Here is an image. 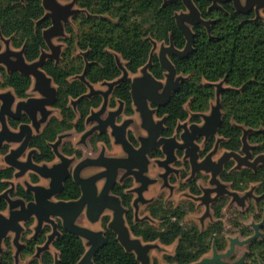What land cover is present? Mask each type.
I'll return each instance as SVG.
<instances>
[{
  "label": "trees",
  "instance_id": "obj_1",
  "mask_svg": "<svg viewBox=\"0 0 264 264\" xmlns=\"http://www.w3.org/2000/svg\"><path fill=\"white\" fill-rule=\"evenodd\" d=\"M69 1V0H63ZM165 0H76L81 10L72 23L65 26L67 37L63 39L65 49L61 60L56 64L46 60L42 70L49 76L57 90L54 108L59 116L51 117L40 134L32 137L30 148L35 149V163L52 162L55 157L50 144L57 137L70 130L81 133L85 130L84 120L92 109L101 105L102 98L93 96L81 99L75 111L68 105L69 99H79L87 93V87L75 78L85 70V80L91 84L112 82L121 77L115 55L124 62L125 70L135 74L143 67L150 56L152 42L169 44L171 41L177 50H183L185 39L175 23V14L185 11L180 0L164 4ZM201 18L212 21L210 32L202 25L192 27V49L185 58L169 56L178 75L186 77L179 83L168 104L158 109V116L165 117L163 136L172 137L180 122L189 120L199 122L198 115L209 110L214 100L215 90L211 84L222 82L227 88L222 93V120L216 136L221 139L220 147L227 152H240L243 130H249L246 139L253 147L254 156L264 153V21L256 19L252 12L242 15L237 13L231 2L220 7L210 8L207 0H194ZM45 11L41 0H0V36L10 40L15 50L24 47V58L31 63L36 61L41 52L48 50L42 32L50 27V20L44 18ZM1 50V46H0ZM85 54V57L78 55ZM88 64L85 68V64ZM151 75L159 81L164 80L157 56L152 55L149 68ZM31 79L19 73L7 74L0 67V89H10L18 99L28 96ZM130 79L127 78L113 89L110 107L116 105L115 99L123 103L124 113H133L130 96ZM21 122H27L23 117ZM18 122L9 121L12 128ZM130 137V136H129ZM132 140L131 138H129ZM93 144L101 141L108 145L107 135L91 138ZM215 143V136L205 145L201 156L209 152ZM63 154L80 157L81 153L64 143L60 146ZM8 146L0 151L5 154ZM159 154V152H157ZM181 155V153H179ZM232 162H228L220 175L221 181L230 184L235 191H243L249 184L257 183L255 189L259 196L254 216L256 221L264 218V165L255 170L241 169L232 171ZM14 169L0 168V195L9 189V182L14 176ZM38 178L30 175L32 183ZM130 183L116 184L112 193L118 196L127 209L125 220L133 237L144 243L158 242L170 246L177 242L174 253L164 257L168 264H194L214 246L217 252L226 248V241L221 235L222 223L216 222L203 231L197 227L185 228L182 225L186 208L178 206L167 208L162 205L149 208L151 216L160 221L158 228L148 224L134 223L131 209V195L125 193ZM193 194H199L196 181L185 185ZM79 187L69 178L58 199L69 201L79 197ZM11 197L26 202L33 200V195L22 186H17ZM7 203L0 200V212L5 211ZM222 205L214 208L215 218H220ZM60 236L55 238L52 249L57 252L56 264H77L86 249L83 241L65 232L59 221ZM109 217L101 219L106 245L99 250L93 264H139L133 253L126 252L116 240L115 235L107 229ZM33 220L24 224L21 236L23 243L21 258L33 256L38 246L46 241L50 226L44 225L41 232L33 239L27 238L31 233ZM240 234L247 237L251 231L240 228ZM262 237L248 247L246 264H264V227ZM4 250L0 255V264H13V251L10 237L3 241ZM27 264H54L50 251L41 254L39 259H31Z\"/></svg>",
  "mask_w": 264,
  "mask_h": 264
},
{
  "label": "water",
  "instance_id": "obj_2",
  "mask_svg": "<svg viewBox=\"0 0 264 264\" xmlns=\"http://www.w3.org/2000/svg\"><path fill=\"white\" fill-rule=\"evenodd\" d=\"M54 1L55 0H41L42 7L46 12L44 18L49 19L51 23L50 27L42 32V37L50 54L42 51L36 61L29 63L24 58V47L18 51H11L9 41H7L8 39L4 42L5 51L0 53V64L6 68L7 74L19 73L24 77L31 78L33 80L32 91L40 95L39 98H29L25 101L17 102L15 112H13L12 105L15 101V95L11 92L0 93V150L3 148L4 144L18 145L4 156V162L8 167L15 170L14 178H21L28 171H32L39 177L49 180L48 187L26 183V191L33 194V200L27 203L22 199L12 198L9 195L13 191L12 187L0 195V200H5L7 203L6 210L8 212L7 216L2 215L0 212V255L3 251V240L9 234H12V246L15 248V253L13 255L14 263H18L19 254L23 247V244L20 242V237L23 232L22 224L28 222L30 219H34L35 221L33 237L41 231L43 225L48 224L51 226V233L47 235L45 243L36 248V256L41 252L49 250L53 240L60 236V232L54 220L57 218L61 220V227L65 232L79 237L82 241H86L85 246H87L88 249L77 264H93L92 259L95 254L106 245L104 232L93 231L82 227L77 224V219L84 213L86 219L91 224H94L98 222L100 216L105 211H108L111 212V219L107 224V229L115 235L116 240L126 252L133 253L136 256V260L139 264H149V246L143 245L139 238L133 237L124 219L125 209L121 205L119 198L110 193L116 183L118 170L121 169L126 171L122 178L131 174L135 177V180L141 184V187L134 190V192L137 193V197L133 201L136 216L138 204L145 203L142 194L147 186L153 182L144 175L147 172L148 165L146 155L156 148H161L166 155L165 161L160 163L161 166L166 169V173L163 175L164 178L171 172L169 164L175 160V149L184 151L183 157L185 160H188L190 165L191 176L189 179H191L195 173L201 171L211 174L209 183L215 185L217 191H215V189H208L204 192L205 194L201 198V201L205 206L209 204L207 200L209 193L215 191L218 195L230 194L217 179V176L223 170V166L229 160L233 159L236 161L237 168L247 166L255 170L257 164L264 165V156H257L252 163H249L248 160L251 158L252 154L249 152L251 147H249L246 136L250 131L243 130V136L241 138L242 148L240 152H242L244 156H240V154L236 152H227L219 160L214 162L211 159L215 152V150H213L199 161V155L197 153L199 147L195 143V140L198 137H204V141H206L209 137L216 136L218 127L221 124L222 112L220 98L226 89L221 88L220 83L215 85L216 103L211 108L210 115H200L203 119L201 126L191 124L187 127L186 124L179 125V123L176 126V132L182 130L179 135L182 143H179L174 135L169 138L159 137L161 129L163 128V120L154 123L152 115L155 109H150L149 104L159 108L165 107L171 95L178 90L179 83L186 79L183 78L182 75L177 74L169 56H175L181 59L185 58L192 49V27L202 25L209 33V26L212 23V21H206L201 18L200 12L194 4V0H180L185 11L175 14L174 18L177 28L186 41L183 50H177L171 41L167 46L162 45L160 47L157 58L164 71V81L162 82L156 80L149 72L152 63L153 49L156 45L155 42H152L153 47L150 52L149 60L139 69L141 76L133 78L130 83V96L134 111L139 116L141 128L147 133L146 137L139 139L140 147L138 149L133 148L125 137V130L132 124V119H126L120 125L115 123L116 117H118L122 111L121 103L117 110L109 111L107 112L106 118H101V115L106 113L108 97L113 88L128 77V72L125 70V67L120 64L119 59L115 58V61L122 75L112 82L101 83L100 85L107 87L106 91L95 90L93 85L85 80V70L78 77V79L86 85L88 92L74 101L73 106L81 99H89L95 95H100L103 99L101 107L97 111H91L86 119V124L95 122L96 125L81 135L78 144H83L96 130L102 134L110 128V135L114 138V144L121 145L124 152L127 153V158L106 157L104 156V150H102L97 158L81 160L75 167L72 175L73 182L79 187L81 192L79 198L70 201H54L53 198L62 192L63 184L69 178L68 168L73 161V159H69L60 154L57 149L61 139L65 135L59 136L57 141L51 145L54 154L58 158L57 163H54L50 167L47 165H37L31 160V153L28 154L27 160L23 162L20 161L19 158L28 147L32 134L31 128L27 125H21L19 126L18 132H13L9 129L6 121L7 117L18 120L20 113L25 112L38 133L39 126L46 121L49 115L47 107L54 105L56 102V87L53 86L52 79L46 75L42 67L46 60H52L56 64L59 61L60 49L52 44V39L63 34L61 22H65L66 19L73 14L71 7L75 0L65 8L59 6ZM174 1L175 0H165L164 4ZM207 1L211 3L210 8H217L220 7L221 4L231 2L234 10L242 15L254 11L255 20L260 19L259 10L264 9V0H245L244 4L241 3V0ZM83 56L85 57V54ZM87 65L86 63L85 68ZM37 112L41 115L38 121L36 119ZM89 166L102 167L105 171L86 179L81 178L79 176L80 171ZM134 169L137 171H134ZM102 178H105L106 181L100 193H97L96 182ZM122 178H120V180H122ZM262 224L255 226L254 235L244 241L231 239L230 248L225 253H217L213 246L212 256L210 258H202L199 262L194 264H244L247 253L233 263H228L225 259L233 252L235 244L238 246L247 245L256 238L262 237L261 233H259V228ZM57 260L58 258H55L54 264L57 263Z\"/></svg>",
  "mask_w": 264,
  "mask_h": 264
},
{
  "label": "rangeland",
  "instance_id": "obj_3",
  "mask_svg": "<svg viewBox=\"0 0 264 264\" xmlns=\"http://www.w3.org/2000/svg\"><path fill=\"white\" fill-rule=\"evenodd\" d=\"M72 1L74 0H69V1H63V0H55L54 2L56 4H58L59 6L65 8L67 5L71 4ZM245 0H241V3L244 4ZM71 11H72V15H70L66 21L61 22L62 27H63V34L57 37H54L52 39V44L56 47H59L60 52H59V61L57 62V64L60 62L61 60V54L63 52V50L65 49V44L63 43V39H65L67 37V34L65 32V26L68 24L72 23V19L73 17L80 13L81 10L77 7L76 5V0L73 3V6L71 7ZM46 13V12H45ZM259 17L260 20L264 21V9L259 10ZM7 39H4L0 36V46H1V52L5 51V44L4 42ZM9 41V47L11 51H18L15 50L11 47L10 45V40ZM155 47L153 49V53L152 55H158L159 53V49L162 45L167 46V44L164 43H157L155 42ZM153 47V45H152ZM46 53L50 54L49 49L45 50ZM78 55L83 56V53H78ZM84 57V56H83ZM115 58L119 59L120 64L124 67V62L121 60V58L118 55H115ZM149 60V59H148ZM148 62V61H147ZM0 67H2L5 72H6V68L0 64ZM7 73V72H6ZM80 75L76 76L75 78L78 79ZM128 76L133 79L135 77H140L141 73L140 70L137 71V73L130 75L128 73ZM183 78H186L184 76H182ZM79 80V79H78ZM164 80H162L163 82ZM221 85V88L226 89L227 87L222 83L219 82ZM219 83H215L211 86H213L215 92H216V86ZM54 86V85H53ZM55 87V86H54ZM93 88L95 90H100V91H106L107 87L106 86H102L100 84L97 85H93ZM6 92H11L13 93L10 89H0V93H6ZM88 92V89H87ZM28 95H30L31 97H38L37 94H35L31 89L28 92ZM18 99L15 98V102H17ZM216 103V99H215V94H214V100L212 101V103L210 104L209 110L205 113H200L199 114V118L201 119V122L196 124L201 126L203 123V119L201 118L200 115H210L211 113V108L215 105ZM15 105L12 106V110H14ZM117 108V107H116ZM115 108V109H116ZM113 109V110H115ZM108 111L110 109H107ZM50 114L54 115V116H58V113L56 110H50ZM132 119V124L129 127L130 131L135 135L136 138L139 137H146V133L145 131L141 128L140 124L141 121L139 119L138 114L134 113L132 116L130 117H125L124 115L120 116V121L119 124L121 122H123L126 119ZM156 118V117H155ZM160 119H155V121H159ZM182 124H186L187 127L190 126L192 123L190 121H185V122H181L179 123V125ZM92 126L87 127V130L90 129ZM244 131H246V129H244ZM182 132V130H179L178 132L175 131L174 136L179 140V135ZM80 137L81 134L76 133L75 131H69L67 133H65V138L63 139L64 142L69 143L71 145V147H73L74 149L80 150L82 152V156L83 158H94L96 157L101 148L104 147L101 144H96V147L94 148L89 139L85 140V143L83 144H78L80 141ZM180 141V140H179ZM205 141L202 140L200 141L198 144L200 146V148H203ZM220 143H221V139L217 136H215V143L213 144L212 150H215L214 154H213V158L212 161L216 162L217 160H219L225 153H227L226 150H223L220 147ZM17 145H9V150L16 148ZM249 147H251V149L249 150L250 154H252V149L253 147L249 145ZM106 154L108 156H117L120 157L123 155L122 151L120 150V148L116 145H114L113 143L111 144V146L109 148H106ZM27 153V152H26ZM26 153L22 156V159L20 158V160L24 161L25 157H26ZM7 154V153H6ZM6 154H1L0 153V168H5L8 167L6 165V163L4 162V156ZM253 155V154H252ZM264 156V153L260 154ZM257 155V156H260ZM240 156H244V154L241 152ZM257 156H251V158L248 160L249 163H252L254 158H256ZM203 158H201L202 160ZM199 160V161H201ZM79 161V160H78ZM232 162V171H240L241 169H250L247 166H241L240 168H237V162L234 161L233 159L229 160L228 162ZM58 162V160L56 159V161L54 163ZM154 160L150 161V165H149V169L147 172V176L149 178L155 179L156 182L149 186L147 191L143 194V198L145 200H148L151 202L156 200V199H161L162 201H165L167 203L172 204V206H176V205H184L187 210V214L183 220V225L185 228H189L192 226L197 227L198 229H200L201 231H203L205 228H207V226L213 224L214 222H216L217 220L215 219L214 216V206H216L217 204H223L224 207L221 210V223H222V236H224L228 241H230L231 239H237L238 241H244L246 240V238H243L240 235V228H245L247 227L248 229H250V231L253 233L254 232V227L258 226L260 224H262L264 222V218H262L260 221H256L254 220V216L257 214V210L254 208V201L257 200V195L255 192V189L257 187V183H253V184H249L245 187V189L241 192L238 191H233L232 188H230V185L221 181L220 179V174L217 176V179L219 181V183L221 185H223L225 187V190L228 191V194H225V196H222L220 198L216 197L214 194H212L210 196V198L214 203V206L212 205L211 208L208 206H203L202 205V201L201 198L203 197V193L207 190V189H211L214 187V189L216 188L215 185H211L209 183L210 179H211V174L210 173H206L201 171L199 173L200 178L197 182V186L200 189V198L198 197H194L193 195H191V193L188 191V189L182 188V185L185 184V179H182L181 177L186 176V179L188 177L191 176V171H190V167L188 166V168H186L184 166L185 163V159L184 157H179L176 155V161L174 162V164L172 165V168L175 169L177 171V175L174 177V183L170 182V185L172 186V190L171 192H169L166 188H162V181L158 178V175L160 173H162L163 171L161 169H159L155 163ZM259 165H263V164H257L255 166L258 167ZM95 170V169H94ZM93 170H86L83 173V176H89L90 173H92ZM33 174L30 171L27 172L23 177L21 178H12L9 182V188H13V191H15V188L17 186H22L23 188H26V183H28V180L30 179V175ZM181 176V177H180ZM193 177H191L192 179ZM190 181V179H189ZM118 182H122L120 180V178L118 179ZM102 182L98 183V188L101 187ZM40 185L42 186H47V181L45 180H41ZM137 185L135 183L132 184V188H136ZM11 194V193H10ZM9 194V195H10ZM11 196V195H10ZM202 196V197H201ZM235 196V197H234ZM13 198V197H12ZM192 204L193 205V209H190L188 206ZM137 213L135 216L134 213V207L132 208V215H133V221L134 223H142V224H148L149 226L153 227V228H158L159 222L152 219L147 211V205L146 204H138L137 206ZM2 215L7 216L8 212L7 210L1 212ZM103 215H108L111 218V213L108 211H105L103 213ZM34 221V220H33ZM78 225L91 229L93 231H103L100 222L98 223H94V224H90L86 221L85 217L82 215V217L79 219V221L77 222ZM264 225V223L261 225V227ZM34 227H35V221L33 222L32 226L30 227L31 229V233L27 235V238H31L34 234ZM25 231V227L23 226V233ZM10 237V239L12 240L13 235L9 234L8 235ZM84 246L86 241H83ZM143 245H148L149 246V250H148V257H149V264H168L165 262L164 257L168 256V255H172L174 253L175 247L177 242L173 243L170 246H162L160 245L158 242H152V243H144L142 242ZM12 245V244H11ZM228 246H229V242H228ZM246 246L247 245H243V246H238L235 245L234 247V252L232 254V258H227L225 261H227L228 263H233L238 261L244 254L247 253L246 250ZM2 249L4 250V246L2 245ZM85 249L87 250V246H85ZM228 249V247H227ZM12 251H13V255L15 253V248L12 246ZM50 253L52 254L53 257V263L55 262V258H57V252L54 251L52 249V245L50 246L49 250ZM44 251V252H47ZM41 252L38 256H36V251L33 254V256L31 257H27V258H21L19 256L18 259V263L17 264H27L31 259L35 258V259H39L41 254L44 253ZM247 255V254H246ZM212 256V253H209L207 255H205L203 258H210ZM15 264V263H13Z\"/></svg>",
  "mask_w": 264,
  "mask_h": 264
},
{
  "label": "flooded vegetation",
  "instance_id": "obj_4",
  "mask_svg": "<svg viewBox=\"0 0 264 264\" xmlns=\"http://www.w3.org/2000/svg\"><path fill=\"white\" fill-rule=\"evenodd\" d=\"M250 12H252V11H250ZM249 12V13H250ZM253 13H254V11H253ZM255 14V13H254ZM130 74V73H129ZM130 75H133V74H130ZM127 78H129L130 79V81L132 80L129 76L127 77ZM126 78V79H127ZM31 79V78H30ZM31 86H30V88H29V90H28V92L30 91V89L32 90V88H33V80L31 79ZM53 82V81H52ZM99 84H101V83H99ZM53 85H54V83H53ZM95 85H97V84H95ZM55 86V85H54ZM56 87V86H55ZM114 89V88H113ZM27 92V93H28ZM35 94H37V96L38 97H31L30 95H28L26 98H24V99H18V101L17 102H19V101H25V100H27V99H29V98H39L40 97V95H39V93H37V92H34ZM86 94V93H85ZM95 96H97V95H95ZM98 96H100V95H98ZM112 96H113V90H112V92H111V94L109 95V97H108V101H107V106H106V113H104L103 115H101V118H106V116H107V112H109V111H113V109H115L116 107V109L115 110H117L118 109V107H119V105H120V103L122 104V108H121V114L118 116V117H116V121H115V123L117 124V125H120L119 124V119H120V116L121 115H124L125 117H130V116H132L134 113H136L135 111H134V107H133V105H132V108H133V113L131 114V115H126L125 113H124V106H123V103L122 102H120L119 100H117V99H115V101H116V105L114 106V107H110V105H109V103L111 102V100H112ZM93 97V96H92ZM101 98H102V96H100ZM15 98H16V96H15ZM77 99H69V102H68V105L70 106V107H72V109L75 111V109H76V105H77V103L73 106V102L74 101H76ZM17 102H15L14 101V103H13V105H15V107H16V104H17ZM102 103H103V99H102V102H101V105H102ZM1 104V103H0ZM55 104V103H54ZM12 105V106H13ZM101 105L98 107V108H96V109H92L91 111H97L100 107H101ZM15 107H14V110H12L13 112H15ZM149 108L150 109H155L154 110V113H153V115H152V117H153V120H154V123H157L158 121H155V119H160V120H163V123H162V129H161V133H160V135H159V137H165V136H163V130H164V127H165V117H162V116H158V114H157V112H158V109H159V107H156V106H153V105H151V104H149ZM162 108V107H161ZM56 110L57 111V113H58V116H59V111L57 110V109H55L54 108V105H52V106H50V107H47V110L49 111V115L47 116V119H46V121L43 123V124H41L40 126H39V130H38V133L36 132V129H35V127L33 126V124H32V121L30 120V118H29V116L25 113V112H21L20 113V116H19V118H18V120H15V119H13V118H10V117H7L6 118V121H7V125H8V127H9V129L11 130V131H13V132H18L19 131V126H21V125H27V126H29L30 128H31V132H32V134H31V139H32V137L33 136H35V135H38V134H40V132L42 131V129H43V127L46 125V123L48 122V120L51 118V117H55L54 115H51L50 114V110ZM107 109H110L109 111L107 110ZM91 111H90V113H91ZM90 113H89V115H90ZM137 114V113H136ZM88 115V116H89ZM57 116V117H58ZM87 116V117H88ZM23 117H25L26 119H27V122H21V119L23 118ZM87 117L85 118V120H84V126H85V130L83 131V132H81V133H78V134H83L84 132H86V131H88L87 130V127H90V126H95L96 125V123L95 122H89L88 124H86V119H87ZM156 117V118H155ZM41 118V115H40V113L39 112H37V117H36V119H37V121L39 120ZM130 119V118H129ZM159 120V121H160ZM9 121H14V122H18L19 124H18V126H17V128H12L10 125H9ZM187 121H189V120H187ZM201 122V119L199 118V122H191L192 124H198V123H200ZM181 123V122H180ZM131 126V124L127 127V129L125 130V137H126V140L128 141V143L133 147V148H135V149H138L139 147H140V142H139V139L140 138H144V137H139V138H136L135 137V135L130 131V127ZM91 127V128H92ZM90 128V129H91ZM70 131H74V130H70ZM145 131V130H144ZM67 132H69V131H67ZM67 132H65V133H67ZM110 132H111V129L110 128H108L107 129V131L105 132V133H100L98 130H96L92 135H90L87 139H89V141L91 140V138H94L95 136H101V135H107L108 137H109V139H110V143L108 144V145H106L105 143H103V142H101V141H97V142H95L94 144L90 141V143H91V145L95 148L96 147V144H101L102 146H104V147H102L101 148V150H100V152L102 151V150H104V156H106V157H114V158H121V159H125V158H127V153L126 152H124V150L122 149V147H121V145H116V146H118L119 148H120V150L122 151V153H123V155L122 156H120V157H117V156H108L107 154H106V150H105V147L106 148H109L110 146H111V144L113 143L114 144V138L110 135ZM65 133H62V134H60L59 136H61V135H65ZM77 133V132H76ZM145 133H146V131H145ZM175 134V133H174ZM58 136V137H59ZM130 136V137H129ZM146 136H147V133H146ZM58 137H57V139H58ZM212 137V136H211ZM211 137H209L206 141H205V143H204V145H203V148L201 149L200 148V146H199V142L200 141H202V140H204V137H198L196 140H195V143L197 144V146L199 147V150H198V155H199V160H201V158H204L209 152H207L204 156H201V152L204 150V147H205V145L208 143V141L210 140V138ZM214 137V136H213ZM65 138V136L61 139V141H60V144L58 145V147H57V149H58V152L60 153V154H62L63 156H65V157H67V158H69V159H73V161L71 162V164H70V166H69V178L72 180V175H73V171H74V169H75V167L78 165V163L81 161V160H83V159H87V158H83V156H82V152L80 151V150H77V149H75L76 151H79L80 153H81V156L80 157H78V156H76L75 154H73V155H71V156H68V155H65V154H63L62 152H61V150H60V146L62 145V144H64V143H66V142H64L63 141V139ZM129 138H131L132 140H130ZM165 138H169V137H165ZM31 139H30V141H29V144H28V147L26 148V150H25V152L23 153V155L26 153V157H25V160L23 161V162H25L26 160H27V156H28V154L29 153H31V160L33 161V155L35 154V149H33V148H30V142H31ZM177 139V138H176ZM179 140H180V138H179ZM178 139H177V141L179 142V143H182L181 142V140L179 141ZM57 141V140H56ZM55 141V142H56ZM54 142V143H55ZM54 143H52V144H54ZM85 143V142H84ZM52 144H50V147H51V145ZM68 145H70L69 143H67ZM8 146V151L6 152V153H8L10 150H9V145H12V144H4V146ZM13 145H17V144H13ZM115 145V144H114ZM3 146V147H4ZM18 146V145H17ZM16 146V147H17ZM71 146V145H70ZM14 149V148H13ZM72 149H74L73 147H72ZM2 150V149H1ZM0 150V151H1ZM51 150H52V147H51ZM52 152H53V150H52ZM100 152H99V154H100ZM157 152H159V154H157ZM5 153V154H6ZM179 153H181V155H179ZM239 154L241 153V152H238ZM252 153V152H251ZM53 154H54V152H53ZM99 154L96 156V157H94V158H97L98 156H99ZM22 155V156H23ZM174 155H175V160L172 162V163H170L169 164V168L171 169V172H169L167 175H166V177L164 178L163 177V175L166 173V169L163 167V166H161V162H163V161H165V159H166V155L163 153V151H162V149L161 148H156V149H154L151 153H149V154H147L146 155V157H147V160H148V165H147V172H148V169H149V165H150V161L151 160H154L155 162V165L159 168V169H161L163 172L162 173H160L159 175H158V178L162 181V188H166L169 192H171V190H172V186L170 185V182L171 183H174V180H175V176L177 175V171L175 170V169H173L172 168V165L174 164V162L176 161V155L177 156H179V157H182V156H184V151L183 150H181V149H175V151H174ZM22 156L20 157L21 159H22ZM253 156V155H252ZM54 157H55V159L52 161V162H48V163H46V162H43V163H35L34 161H33V163H35V164H37V165H47L48 167H50V166H52L53 164H54V162L56 161V159L58 160V158L56 157V155L54 154ZM19 158V159H20ZM94 158H90V159H94ZM212 158H213V156H212ZM211 158V159H212ZM79 160V161H78ZM20 161H22V160H20ZM57 163V162H56ZM228 163V162H227ZM226 163V164H227ZM225 164V165H226ZM225 165L223 166V170H224V167H225ZM184 166L186 167V168H188V166L190 167V165H189V162H188V160H185V163H184ZM11 168V167H10ZM257 168V167H256ZM95 169V170H94ZM246 169H248V168H246ZM86 170H93V172L92 173H90V175L89 176H83V173L86 171ZM223 170H222V172H223ZM231 170H232V168H231ZM251 170H253V169H251ZM15 171V170H14ZM105 171V169L104 168H102V167H98V166H89V167H85V168H83L81 171H80V173H79V176L81 177V178H84V179H86V178H89V177H92V176H95V175H98V174H100V173H102V172H104ZM134 171H137L136 169H134ZM29 172V171H28ZM31 173H33L32 171H30ZM126 171L125 170H118V175H117V179H116V183H115V185L116 184H119V185H123L124 183H130L131 185H130V187H128V188H126L125 189V193L126 194H130L131 195V209L133 208V201H134V199L137 197V193L136 192H134V190L135 189H137V188H139V187H141V184L140 183H138L136 180H135V177L133 176V175H131V174H129V175H127L126 177H124V178H122V176H123V174L125 173ZM147 172L144 174L146 177H148L147 176ZM221 172V173H222ZM199 173L200 172H197V173H195V175L193 176V178L192 179H190V181H189V178L190 177H188L187 179H186V176H184V174H183V176L181 177L182 179H185V184L184 185H182V188H185V189H188V191L191 193V195H193L194 197H198V198H200V189H199V194H193L190 190H189V188H187V187H185V185L186 184H188L189 182H192V181H196V185H197V182H198V180H199V178H200V175H199ZM221 173H220V175H221ZM35 176H37V178H38V180H37V182H35V183H32L31 181H30V179L28 180V183L29 184H31V185H35V186H42V185H40V182H41V180H45V181H47V186L46 187H48V185H49V180H46V179H43V178H41V177H39L37 174H35V173H33ZM14 177V176H13ZM68 178V179H69ZM119 178H122V182H118V179ZM149 178V177H148ZM67 179V180H68ZM151 181H153L152 182V184H150V185H148L147 186V188H146V190L143 192V194L147 191V189H148V187L149 186H151V185H153L155 182H156V180L155 179H152V178H149ZM66 180V181H67ZM73 181V180H72ZM105 181H106V179L105 178H102V179H100V180H98L97 182H96V188H97V193H100V191H101V189H102V187L104 186V183H105ZM100 182H102V184H101V187L100 188H98V183H100ZM133 183H135L136 185H137V187L136 188H132V184ZM228 184V183H227ZM115 185H114V187H115ZM230 185V184H229ZM63 187H64V184H63ZM113 187V188H114ZM198 187V186H197ZM113 188H112V190H113ZM230 188H231V186H230ZM25 190H26V188H24ZM211 189H214V187L213 188H211ZM112 190H111V194L113 195V196H115V197H117V198H119L118 196H116V195H114L113 193H112ZM208 190V189H207ZM233 190V189H232ZM63 191V190H62ZM79 191H80V189H79ZM215 191H217L216 190V188H215ZM212 192V193H209V195L207 196V200L209 201V207L211 208V206L213 205L214 206V203H213V201L214 200H212L211 198H210V196L212 195V194H214L216 197H218V198H220V197H222V196H225V194H223V195H218L217 194V192ZM233 191H235V190H233ZM238 192H241V191H238ZM12 193V192H11ZM61 193V192H60ZM59 193V194H60ZM32 194V193H31ZM59 194H57L54 198H53V200L54 201H59L60 199H58L57 198V196L59 195ZM80 194H81V192H80ZM80 194H79V196H80ZM142 194V195H143ZM204 194L205 193H203V196H204ZM11 195V194H10ZM33 195V194H32ZM257 195V194H256ZM258 196V195H257ZM202 197V196H201ZM79 198V197H78ZM77 198V199H78ZM76 199V200H77ZM258 199H259V196L257 197V200L256 201H254V205H252L251 204V206H253V209L256 207L255 205L257 204V202H258ZM119 200H120V198H119ZM143 200L145 201V203L144 204H146L147 205V211H148V214H149V216L152 218V219H154V220H156V221H158L159 222V224H160V221L158 220V219H156V218H154V217H152L151 216V213L149 212V208H151L152 206H157V205H162L163 206V208L165 209V210H167V208H175V207H178V206H182V207H185L184 205H176V206H172V204H170V203H167V202H165V201H162L161 199H156V200H154V201H152L151 202V200L150 201H148V200H145L144 198H143ZM62 201H64V200H62ZM70 201V200H69ZM26 202V201H25ZM27 203V202H26ZM120 203H121V200H120ZM140 204V203H139ZM121 205H122V203H121ZM202 205L203 206H205L203 203H202ZM218 205V204H217ZM216 205V206H217ZM220 205H222V208H221V210L223 209V207H224V205L223 204H220ZM123 206V205H122ZM190 209H193V205L192 204H190L189 206H188ZM123 208L125 209V214H124V219H125V215H126V212H127V209L123 206ZM214 208H215V206H214ZM7 209V208H6ZM221 210H220V218H215L217 221L216 222H218V221H220L221 222ZM111 213V212H110ZM134 213H135V210H134ZM84 217H85V215H84V213L82 214ZM82 215L77 219V222L79 221V219L82 217ZM105 215H101L100 216V218H99V220H98V222H100V225H101V219H102V217H104ZM106 216H108V215H106ZM186 216V215H185ZM185 216H184V218H185ZM215 216V215H214ZM109 217V216H108ZM85 219H86V217H85ZM110 217H109V221H110ZM30 220H34V219H30ZM29 220V221H30ZM55 220V223L57 224V228H58V222L57 221H59L60 222V224H61V220L60 219H57V218H55L54 219ZM184 220V219H183ZM255 220V219H254ZM86 221L88 222V223H90L87 219H86ZM34 222V221H33ZM98 222H96V223H98ZM125 222H126V220H125ZM134 222V221H133ZM216 222H214L213 224H215ZM27 223V222H26ZM25 224V223H24ZM24 224H22V226H24ZM91 224V223H90ZM127 224V223H126ZM45 225H48V224H45ZM182 225H183V221H182ZM212 225V224H211ZM48 226H50V225H48ZM184 226V225H183ZM210 226V225H209ZM43 227H44V225H43ZM42 227V228H43ZM102 227V226H101ZM158 227H159V225H158ZM195 227V226H194ZM208 227V226H207ZM263 227H264V225L262 226V227H260L259 228V233H261L262 234V229H263ZM50 229H51V226H50ZM103 229V228H102ZM42 230V229H41ZM59 230V229H58ZM250 230V229H249ZM41 232V231H40ZM39 232V233H40ZM60 232V231H59ZM103 232H104V230H103ZM38 233V234H39ZM51 233V230H50V232L47 234V235H49ZM22 234H23V232H22ZM22 234H21V236H22ZM37 234V235H38ZM34 235V234H33ZM36 235V236H37ZM221 235H222V233H221ZM241 235V234H240ZM254 235V232L252 233L251 232V234L249 235V236H247V237H243V238H249V237H251V236H253ZM36 236H32L31 238H29V239H33V238H35ZM8 237V236H7ZM47 237V236H46ZM224 237V236H223ZM57 238V237H56ZM261 237H258V238H256L255 240H253L252 242H250L249 244H247V246H246V250H247V255H246V257H245V260H244V264H246L247 263V258H248V254H249V252H248V247L254 242V241H256V240H258V239H260ZM224 239H225V241H226V248H225V250L224 251H222V252H217V253H219V254H222V253H225L229 248H230V241H228L225 237H224ZM55 240V239H54ZM53 240V241H54ZM4 241V240H3ZM20 242H21V237H20ZM228 242H229V246H228ZM22 243V242H21ZM11 244H12V240H11ZM23 244V243H22ZM2 245H3V242H2ZM236 245V244H235ZM235 245H234V247H235ZM213 247V246H212ZM227 247H228V249H227ZM22 251V250H21ZM233 252H234V250H233ZM233 252L230 254V256H229V258H232V254H233ZM209 253H212V248H211V251L210 252H208L207 254H209ZM20 254H21V252H20ZM20 254H19V256H20ZM206 254V255H207ZM205 256V255H204ZM203 256V257H204ZM226 260V259H225Z\"/></svg>",
  "mask_w": 264,
  "mask_h": 264
}]
</instances>
